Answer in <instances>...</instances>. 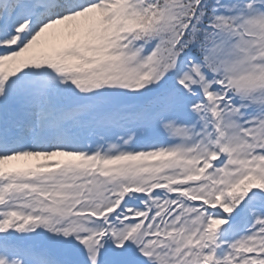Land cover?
I'll return each instance as SVG.
<instances>
[{
  "label": "snow or ice",
  "instance_id": "1",
  "mask_svg": "<svg viewBox=\"0 0 264 264\" xmlns=\"http://www.w3.org/2000/svg\"><path fill=\"white\" fill-rule=\"evenodd\" d=\"M0 264H264V0H0Z\"/></svg>",
  "mask_w": 264,
  "mask_h": 264
}]
</instances>
